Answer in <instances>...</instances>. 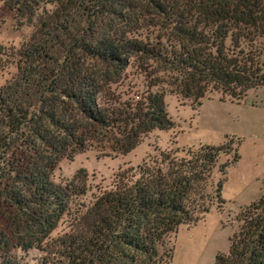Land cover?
Instances as JSON below:
<instances>
[{"label": "trees", "instance_id": "trees-1", "mask_svg": "<svg viewBox=\"0 0 264 264\" xmlns=\"http://www.w3.org/2000/svg\"><path fill=\"white\" fill-rule=\"evenodd\" d=\"M6 2L28 19L39 2L55 4L37 16L24 48L0 51V70L13 61L17 66L0 85V219L24 249L41 243L69 199L88 188L83 169L72 180L53 182L59 158L90 140L128 153L153 129L172 128L166 93L199 106L212 91L240 101L264 86V59L255 45L264 35V0ZM156 25L164 31L142 34ZM128 68L150 81L123 98L112 86ZM159 72L170 77L166 87ZM232 139L189 148L184 156L177 148L160 150L119 168L74 216L71 231L42 245L40 264H168L172 248L159 253L165 237L226 204L223 183L240 158L237 145L220 165L215 187L211 179ZM237 220L228 251L218 252L213 264H264V193L242 206ZM8 244L0 226V247ZM0 264L17 263L4 255Z\"/></svg>", "mask_w": 264, "mask_h": 264}, {"label": "rangeland", "instance_id": "rangeland-1", "mask_svg": "<svg viewBox=\"0 0 264 264\" xmlns=\"http://www.w3.org/2000/svg\"><path fill=\"white\" fill-rule=\"evenodd\" d=\"M54 3L39 2L34 15L23 18L17 9L0 0V51L16 53L24 48L36 31L37 16L43 9L52 10ZM164 28L158 25L143 29L142 34L156 36ZM255 45L260 48L264 59V35L256 37ZM16 56V55H14ZM16 63L9 62L0 70V85L16 72ZM122 81L112 87L123 98L133 91L144 90L146 82L142 75L132 68ZM168 73L159 72L160 84L166 87L170 82ZM221 94L213 92L202 99L198 106L193 100H184L175 94L166 93L164 103L166 112L173 120L172 128H155L143 135L140 142L128 153L115 151L105 140H90L85 148L73 156H64L56 161L51 178L55 183L72 180L76 172H86L85 193L72 196L67 211L59 218L57 225L41 243L34 247L22 248L13 231L6 229V220L0 219V226L9 236V244L0 247L2 257L9 256L17 264H40L42 245L65 232L71 231L73 218L90 204L99 188L108 187L114 173L122 167L135 166L151 156H158L160 150L179 149L178 155H186L189 148L203 144L220 145L226 137L233 138L231 152L222 154L213 169V186L222 177L220 165L234 156L237 145L240 158L227 168L223 183L222 197L226 204L222 208L214 206L203 218L190 224H180L175 232L165 237L164 248H172L168 264H213L218 252H226L230 246L229 238L238 229L237 214L244 205H249L264 193V86L247 90L240 101L229 97L221 100ZM82 173V171L80 172ZM11 215V214H10ZM14 227V226H13ZM12 232V233H11ZM39 235V234H38ZM41 245V246H39ZM39 246V247H36Z\"/></svg>", "mask_w": 264, "mask_h": 264}]
</instances>
